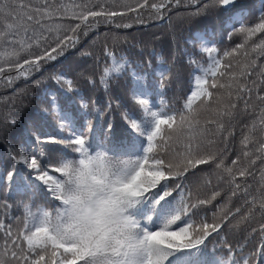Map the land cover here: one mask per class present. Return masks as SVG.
Instances as JSON below:
<instances>
[{
  "label": "snow or ice",
  "instance_id": "snow-or-ice-1",
  "mask_svg": "<svg viewBox=\"0 0 264 264\" xmlns=\"http://www.w3.org/2000/svg\"><path fill=\"white\" fill-rule=\"evenodd\" d=\"M231 3L0 0V81L10 87L20 78L27 79L39 70L41 61L55 60L74 45L81 29L87 34L101 22L131 28L145 24L147 18L156 26H171L174 14L183 15L179 12L182 6L195 8L189 15H198ZM239 24L233 29L244 39L223 52V57L231 58L227 61L211 41L200 38L207 66H198L201 74L195 76L194 88L181 109H155L147 98L149 90L142 85L134 87L141 114H126L135 133L129 134L127 145L90 155L89 136L95 138V128L85 111L82 115L87 123L79 126L68 114L59 117L61 130L67 128L69 134L46 137L45 143L53 147L43 161L23 147H10V159L23 167L18 172L6 171L7 181L11 184L14 176H22L24 187L41 195L51 207L37 205L33 210L24 205L22 218H9L5 211L6 219H0V264H264V190L249 199L248 184L257 160L264 165V11L253 23L241 20ZM106 55L112 64L105 66L100 76L105 86L126 68L110 51ZM171 74L170 68L159 71L161 87ZM64 83L71 90L72 82ZM253 100L260 106L259 121H253L248 133L242 134L241 153L226 164L237 117L246 114L250 106L255 108ZM257 124L262 138L259 147L249 149L256 139ZM57 144L64 148L54 147ZM68 148L74 157H80L82 166L71 191L66 190L65 177L71 182L72 167L62 163L69 156L64 150ZM254 152L259 153L255 158ZM201 165H214L215 187ZM261 173L264 189V167ZM197 175L200 182L193 188L189 181ZM238 193L243 209L233 203ZM213 201L218 202L213 205ZM2 203L6 210L12 207L8 198ZM257 215L259 226H251ZM222 230L247 233L237 245L239 256L226 238L223 243L229 247L228 257L209 254L206 241L213 234L219 239ZM251 241L258 246L246 251Z\"/></svg>",
  "mask_w": 264,
  "mask_h": 264
},
{
  "label": "trees",
  "instance_id": "trees-1",
  "mask_svg": "<svg viewBox=\"0 0 264 264\" xmlns=\"http://www.w3.org/2000/svg\"><path fill=\"white\" fill-rule=\"evenodd\" d=\"M55 2L79 4L87 0ZM106 2L110 3L111 0ZM130 2L134 3L135 0ZM190 3L191 0H185L186 5ZM262 11L264 0H235V5L230 9L217 5L208 11H201L198 15H189L195 12V8L182 6L179 12L183 15L174 14L171 26L167 23L156 26V22L148 21L147 18L145 24H134L131 28H116L101 22L88 30L87 34L81 29L74 45L65 48L63 54L55 60L41 61L39 70L31 72L27 79L20 78L10 87H5L4 82L0 81V219H6L5 211L9 218H22L24 205H29L33 210L37 205L51 207L41 195L24 187L22 176H14V183L7 181L6 171L18 172L23 167L10 159V147L17 150L23 147L43 161L48 156L49 148L53 147L45 143L46 137L60 138L69 134L67 128L61 130L63 121L59 117L68 114L79 126L87 123L82 115L85 111L90 113L89 119L95 128V138L89 136L91 152L127 145L129 134L135 133L130 128L126 114H141L137 104L139 97L133 94L136 85H142L149 90L147 98L155 109H181L187 95L194 88L195 76L201 74L198 66H207L208 57L201 50L200 38L211 41L219 49L221 58L227 61L231 58L223 57V52L231 50L244 39L234 31L233 25L239 28L241 20L253 23ZM109 51L126 68L117 78H110L105 86L100 83V76L105 66L110 67L112 64L111 58L106 55ZM190 60L195 63H190ZM162 68H170L172 71L163 87L160 86L158 75ZM57 78H60V83ZM256 79L259 80L260 77L257 76ZM64 80L72 82L71 90ZM261 94L264 95V92ZM253 103L255 108L250 106L246 114L237 117L234 136L229 141L226 164L230 165L236 155L241 153L242 134L248 133L253 121H259L260 106L255 100ZM84 104L88 105L87 109L83 108ZM240 109H243L242 104ZM13 119L15 123L12 122ZM253 135L256 139L248 145L249 149L259 147V140L262 138L259 124ZM37 136H40L39 140L36 139ZM54 147L64 148V145L57 144ZM64 150L69 156L75 155L70 148ZM256 155L259 153L254 152L253 158ZM200 167L207 169L215 187L218 178L214 165ZM262 167L264 165L257 160L252 169L254 176L248 177L251 193L249 199L264 190L261 185ZM199 182L200 175L191 177L189 181L193 188ZM239 196L238 193L237 197H233V203L243 209V200ZM5 198L12 205L7 210L2 203ZM217 202L213 201V205ZM208 208L211 209L212 205ZM207 215L211 218L212 212L209 210ZM259 221L260 217L257 215L251 226L258 227ZM246 235L243 230H222L221 237L215 239L213 234L206 241L209 254L228 257L229 247L223 243L226 238L234 254L239 256L237 245L242 244ZM254 245V241L249 242L245 250H250Z\"/></svg>",
  "mask_w": 264,
  "mask_h": 264
},
{
  "label": "clouds",
  "instance_id": "clouds-1",
  "mask_svg": "<svg viewBox=\"0 0 264 264\" xmlns=\"http://www.w3.org/2000/svg\"><path fill=\"white\" fill-rule=\"evenodd\" d=\"M90 155H94V153H91L90 151ZM62 163H70L72 167L71 182H69L68 177H65L66 190L71 191L75 187L76 173L82 168L80 164V157L66 156L63 158Z\"/></svg>",
  "mask_w": 264,
  "mask_h": 264
},
{
  "label": "water",
  "instance_id": "water-1",
  "mask_svg": "<svg viewBox=\"0 0 264 264\" xmlns=\"http://www.w3.org/2000/svg\"><path fill=\"white\" fill-rule=\"evenodd\" d=\"M235 5V0H232V3L229 4L227 7H223L224 9H230L232 6Z\"/></svg>",
  "mask_w": 264,
  "mask_h": 264
}]
</instances>
